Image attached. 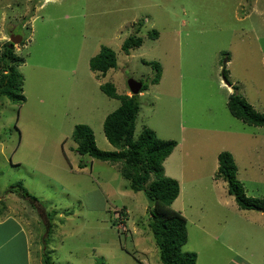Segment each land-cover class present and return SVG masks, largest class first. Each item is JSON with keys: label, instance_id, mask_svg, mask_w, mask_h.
Masks as SVG:
<instances>
[{"label": "rangeland", "instance_id": "1", "mask_svg": "<svg viewBox=\"0 0 264 264\" xmlns=\"http://www.w3.org/2000/svg\"><path fill=\"white\" fill-rule=\"evenodd\" d=\"M11 33L22 37L11 48L24 60L25 99L0 95V208L23 222L30 249L15 235L6 264H44L45 254L52 264H163L144 192L72 138L84 123L98 148L115 149L102 123L119 100L99 85L133 95L128 78L147 85L136 93L134 137L149 127L177 141L163 171L180 187L170 206L187 220L182 249L195 264H264V211L240 209L215 177L218 154L229 151L244 193L264 197V126L227 108L237 92L264 114V0H0V54ZM130 34L143 41L125 52ZM103 46L117 58L104 78L89 68ZM153 62L161 73L152 84ZM14 183L40 203L8 192Z\"/></svg>", "mask_w": 264, "mask_h": 264}, {"label": "trees", "instance_id": "2", "mask_svg": "<svg viewBox=\"0 0 264 264\" xmlns=\"http://www.w3.org/2000/svg\"><path fill=\"white\" fill-rule=\"evenodd\" d=\"M138 31V29H137ZM149 37L157 35L155 30L147 33ZM143 39L138 34H130L123 43L122 49H130L141 45ZM10 46H4L0 54V95L5 96L11 103L19 104L24 101L22 94V76L17 66L24 60L15 55ZM228 58L224 61L226 62ZM117 65L116 53L113 49L103 46L100 51L89 59V68L97 77H105L106 73ZM155 75L151 83H158L161 67L151 63ZM224 81L231 85L225 67L221 71ZM109 97L119 100L117 108L109 112L102 123L104 135L115 148L102 150L95 142L93 130L84 123L75 124L72 138L76 142V150L82 155L120 164V172L128 180L134 192L143 191L149 202L151 230L159 249V258L163 264H195L196 253L182 249L187 240V220L181 212L171 208L172 202L178 196L180 187L175 178L164 175L163 161L177 145L174 139H162L149 127H144L137 137H134L135 122L139 112L138 95L118 93L111 81L99 85ZM234 87V86H232ZM147 88L142 83L140 91ZM229 112L244 123L264 126V114L257 111L246 99L237 92L228 96ZM218 166L215 177L226 184L227 194L232 196L237 206L244 210L264 211V197H249L244 193L242 184L236 178V165L229 151H222L217 156ZM79 168L84 167L82 161ZM26 200L40 203L30 194L21 183H14L7 189ZM51 211L49 214H53ZM70 212H67L69 214ZM49 226V225H48ZM48 235V233H47ZM47 243V240L45 244ZM44 264H52L48 254L44 255Z\"/></svg>", "mask_w": 264, "mask_h": 264}, {"label": "crops", "instance_id": "3", "mask_svg": "<svg viewBox=\"0 0 264 264\" xmlns=\"http://www.w3.org/2000/svg\"><path fill=\"white\" fill-rule=\"evenodd\" d=\"M8 211V206L3 205L0 208V264H6L7 261H12L13 251L10 250L8 252L6 249H10V241L14 239L15 235H21V241L23 239L26 243V248L28 250L30 249V235L24 226L21 225L23 222L13 214H9ZM2 259H5V262H2Z\"/></svg>", "mask_w": 264, "mask_h": 264}, {"label": "water", "instance_id": "4", "mask_svg": "<svg viewBox=\"0 0 264 264\" xmlns=\"http://www.w3.org/2000/svg\"><path fill=\"white\" fill-rule=\"evenodd\" d=\"M22 37L20 35H15V34H10L9 36V41L11 43H19L21 41ZM127 86L128 89L130 90V92L132 94H136L140 91L141 87H142V82L134 79V78H128L127 79Z\"/></svg>", "mask_w": 264, "mask_h": 264}, {"label": "clouds", "instance_id": "5", "mask_svg": "<svg viewBox=\"0 0 264 264\" xmlns=\"http://www.w3.org/2000/svg\"><path fill=\"white\" fill-rule=\"evenodd\" d=\"M228 85V84H227ZM228 86H230V85H228Z\"/></svg>", "mask_w": 264, "mask_h": 264}]
</instances>
